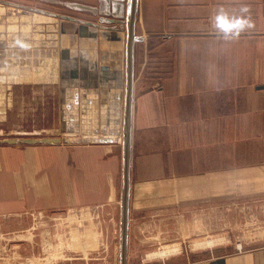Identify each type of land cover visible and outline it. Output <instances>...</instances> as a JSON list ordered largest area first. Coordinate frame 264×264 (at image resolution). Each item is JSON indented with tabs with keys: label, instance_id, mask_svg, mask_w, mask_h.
<instances>
[{
	"label": "crops",
	"instance_id": "0c3cea01",
	"mask_svg": "<svg viewBox=\"0 0 264 264\" xmlns=\"http://www.w3.org/2000/svg\"><path fill=\"white\" fill-rule=\"evenodd\" d=\"M70 1L78 9L91 7L84 10L100 14L96 22L114 28L123 25L105 20H125L129 12V0ZM221 10L248 22L238 36L226 38L216 28ZM135 32L129 217L133 211L212 209L241 201L259 215L264 0H139ZM104 44L97 55L110 64L116 58L103 59ZM113 44L106 46L109 54ZM64 50L69 55L63 59ZM82 51L77 77L69 44L47 54L58 56L59 66L38 68L33 80L37 92L48 91L55 102L49 107L51 129L37 131L65 128L73 138L56 145L0 144V227H27L31 213L67 210L89 218L121 204L126 60L122 69L104 73L90 66L93 50L79 46L77 55ZM218 256L226 264H264V246L209 259Z\"/></svg>",
	"mask_w": 264,
	"mask_h": 264
},
{
	"label": "rangeland",
	"instance_id": "374dc122",
	"mask_svg": "<svg viewBox=\"0 0 264 264\" xmlns=\"http://www.w3.org/2000/svg\"><path fill=\"white\" fill-rule=\"evenodd\" d=\"M70 2L0 0V68L14 73L16 78L0 79V138L49 134L37 129H51L53 115L49 114V107L55 102L48 91L37 92V82L33 80L37 79L38 68L59 66L58 56L47 58L55 51L57 54L62 45L58 14L95 22L100 17L81 6L73 7ZM124 29L119 40L111 34L101 36L100 44L105 42L107 54L104 60L116 58L117 62L121 58L124 65ZM108 43H117L110 54ZM59 103L58 98L57 110ZM62 131L52 133L73 138ZM75 133L81 135L79 130ZM119 200L122 204V196ZM121 204L115 211L107 206L106 211L89 218L67 210L37 212L36 217L31 213L29 222H24L27 227H0V264H121ZM258 204L264 205V201ZM249 208L241 201L218 204L212 209L133 211L129 217L127 264H193L209 259L212 253L264 246V208L260 216ZM260 234L261 238H249Z\"/></svg>",
	"mask_w": 264,
	"mask_h": 264
},
{
	"label": "water",
	"instance_id": "95a60500",
	"mask_svg": "<svg viewBox=\"0 0 264 264\" xmlns=\"http://www.w3.org/2000/svg\"><path fill=\"white\" fill-rule=\"evenodd\" d=\"M138 4L139 0H129V12L125 20L120 19H107L105 22L122 23L123 28H114L112 26H105L100 22H95L93 20H84L69 14H58L60 17V31L62 34V46L65 48L69 45L72 47V76L77 77L79 75L80 69L78 66L84 64L83 61V51L81 55H77V49L81 47H89L92 49V60L90 62L91 68L94 70H100L104 73H108L110 68L114 71L123 68V63L112 62L105 63L101 61L97 55L99 51V44L101 42V36L113 37L114 40L121 39L119 32H121L124 27L127 31V43H126V99H125V115H124V188L122 197V222H121V264H127L128 259V239H129V195H130V167H131V107H132V96H133V82H134V69H133V52L134 43L138 39L136 35V22L138 14ZM81 7L91 8L86 5L80 4ZM104 22V19L101 20ZM71 42H70V41ZM117 50V49H116ZM67 53V54H66ZM68 50L63 51V59L67 58ZM82 56V57H81ZM78 65V66H77ZM83 68V67H82ZM85 68H83V71ZM93 79L96 78V73H90ZM65 129V128H64ZM64 129L62 128L63 132ZM67 139L58 133H49L46 135L38 136H10L0 138V144H46V145H56L62 144ZM193 264H226L224 256H218L216 258H211L208 260H202Z\"/></svg>",
	"mask_w": 264,
	"mask_h": 264
},
{
	"label": "clouds",
	"instance_id": "9594fccd",
	"mask_svg": "<svg viewBox=\"0 0 264 264\" xmlns=\"http://www.w3.org/2000/svg\"><path fill=\"white\" fill-rule=\"evenodd\" d=\"M247 9H242L241 11H246ZM248 24L246 20H243L238 17H229L223 10H221L215 17V26L216 28L223 32L225 37L229 36H238L240 31Z\"/></svg>",
	"mask_w": 264,
	"mask_h": 264
},
{
	"label": "bare ground",
	"instance_id": "6f19581e",
	"mask_svg": "<svg viewBox=\"0 0 264 264\" xmlns=\"http://www.w3.org/2000/svg\"><path fill=\"white\" fill-rule=\"evenodd\" d=\"M122 31H124V30H122ZM14 76H15L14 73H9V71L6 72V71L2 70V68H0V79H4V78H6V79L11 78V80H12V78L16 79ZM211 242H212V240L209 241V243H211Z\"/></svg>",
	"mask_w": 264,
	"mask_h": 264
},
{
	"label": "flooded vegetation",
	"instance_id": "af4514ba",
	"mask_svg": "<svg viewBox=\"0 0 264 264\" xmlns=\"http://www.w3.org/2000/svg\"><path fill=\"white\" fill-rule=\"evenodd\" d=\"M111 23H113V22H111Z\"/></svg>",
	"mask_w": 264,
	"mask_h": 264
}]
</instances>
